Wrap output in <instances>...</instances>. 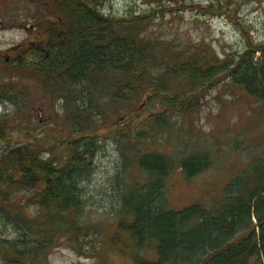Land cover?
I'll list each match as a JSON object with an SVG mask.
<instances>
[{"label":"trees","instance_id":"16d2710c","mask_svg":"<svg viewBox=\"0 0 264 264\" xmlns=\"http://www.w3.org/2000/svg\"><path fill=\"white\" fill-rule=\"evenodd\" d=\"M27 1L23 11L19 5L13 10L5 7L0 16L6 22L22 19L24 14L34 16L44 39L28 54L3 63L5 70L29 74L52 87L101 84L112 89L114 100L125 101L168 82L163 73H152L157 66L159 72L177 71L181 76V99L174 101L173 108L188 109L190 104L184 102L198 98L192 83L206 90L217 85L221 76L264 105V40L253 41L231 0L206 4L171 0L169 5L147 0L148 8L122 15L106 13L104 0ZM184 7L199 10V15L230 18L244 35V48L213 64H203L184 51L175 53L169 46L158 50L146 28L157 18L180 16ZM68 98L77 97L68 94ZM11 127L0 120V215L18 234L13 239L0 237L1 264H47L61 241L78 240L96 229L79 223L78 186L89 173L97 144L93 137H82L74 141L71 154L58 158L49 151L45 154L37 140L3 146L10 142ZM71 129L70 133L80 130ZM135 163L148 180L121 196L119 214L108 222L111 231L101 246L129 257L133 264H264V154L254 156L233 175L211 204L193 202L181 208L169 205L163 189L164 178L174 168L171 156L146 150L135 155ZM209 164L208 154H192L180 166L190 179ZM21 192L33 211L14 201Z\"/></svg>","mask_w":264,"mask_h":264},{"label":"rangeland","instance_id":"374dc122","mask_svg":"<svg viewBox=\"0 0 264 264\" xmlns=\"http://www.w3.org/2000/svg\"><path fill=\"white\" fill-rule=\"evenodd\" d=\"M169 1L162 0L167 5ZM27 2L0 0V10H13L19 5L23 11ZM103 4L106 13L121 15L149 6L147 0H104ZM231 6L253 41L264 40V0H231ZM9 15L12 14L9 12L8 19ZM179 15L151 20L146 28V35L154 39L158 50L169 46L175 53L184 51L203 64H213L245 46L240 28L227 16L199 15V10L187 7ZM28 17L24 14L22 19L6 22L0 16V120L10 122L13 129L10 142L2 145L37 140L42 142L38 145L45 149V154L49 151L62 158L71 154L77 139L93 137L97 144L89 173L78 186L82 199L79 223L92 224L96 229L82 234L78 240L61 241L51 251L47 264H133L129 257L100 243L106 241L105 236L111 231L108 222L119 214L121 196L138 190L148 180V174L135 163L138 153L150 150L172 157L174 168L164 178L163 189L173 208L193 202L211 204L221 196L233 175L254 156L264 154L263 103L223 76L217 85L206 90L192 83L198 98L186 100L184 103L190 104V108L184 109L172 106L181 99V76L177 71L159 72L157 66L151 68L152 73H163L160 75L168 82H160L125 101L114 100L112 89L101 84L52 87L29 74L5 70L3 63L28 54L44 39L43 28L37 27L34 16ZM255 57H259L258 53ZM68 94L76 100L69 99ZM71 127L80 130L70 133ZM52 132L56 134L50 136ZM81 144L77 143V147ZM192 154H208L210 164L186 179L180 164ZM26 197L21 192L14 201L26 205ZM27 206L33 211L31 204ZM17 234L0 215V237L13 239Z\"/></svg>","mask_w":264,"mask_h":264}]
</instances>
